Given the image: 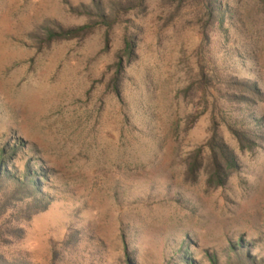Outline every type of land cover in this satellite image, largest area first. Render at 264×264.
<instances>
[{
    "label": "rangeland",
    "instance_id": "rangeland-1",
    "mask_svg": "<svg viewBox=\"0 0 264 264\" xmlns=\"http://www.w3.org/2000/svg\"><path fill=\"white\" fill-rule=\"evenodd\" d=\"M205 4L0 0V264L264 263V142L187 176L214 114L264 131V2Z\"/></svg>",
    "mask_w": 264,
    "mask_h": 264
},
{
    "label": "trees",
    "instance_id": "trees-1",
    "mask_svg": "<svg viewBox=\"0 0 264 264\" xmlns=\"http://www.w3.org/2000/svg\"><path fill=\"white\" fill-rule=\"evenodd\" d=\"M167 1L170 5H172L173 0ZM262 1L264 2V0ZM181 2L182 1H180V3ZM205 2L206 12L209 14L208 18L212 17L216 24L218 23L222 25L224 22L223 18L219 16V14H214L218 0H205ZM78 32L69 34V38L77 37ZM107 37L109 38L108 31ZM126 51H130V43L128 41L126 43ZM117 83L118 82H116V84ZM227 86L229 91H233L236 94L244 97L245 100H243V102H246L247 105H251L253 100H258L259 98L260 91L257 84H240L230 82V84ZM224 87L226 88V84ZM117 88H119L118 85ZM212 121L213 124L211 127V137L204 144L199 146L198 149L191 153L192 159H190L191 161L189 163V171L187 176H189V178L192 179L194 183H197L199 182L201 169L203 168L205 176L207 177L205 188L208 190L210 187L221 191L225 190L231 177L237 176L236 173L239 161H248V158L257 152L256 149L261 148L257 143V139L264 142V131H252L249 128L244 130L234 127L230 124H226V130L229 137L228 139H225L224 135H221L219 132L220 124L215 114L212 117ZM227 140H232V144H226L225 141ZM3 152L4 151H2V153ZM1 159L4 160L5 157H1ZM1 159L0 162H2ZM35 184L36 183L33 182V179L31 178L30 184L25 190L30 192L35 190L37 188Z\"/></svg>",
    "mask_w": 264,
    "mask_h": 264
}]
</instances>
